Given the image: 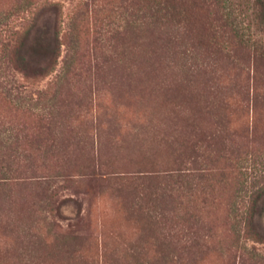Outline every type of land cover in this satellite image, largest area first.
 Returning a JSON list of instances; mask_svg holds the SVG:
<instances>
[{"label":"rangeland","instance_id":"1","mask_svg":"<svg viewBox=\"0 0 264 264\" xmlns=\"http://www.w3.org/2000/svg\"><path fill=\"white\" fill-rule=\"evenodd\" d=\"M137 1L0 0V264H264L257 6ZM51 3L57 64L25 74Z\"/></svg>","mask_w":264,"mask_h":264},{"label":"trees","instance_id":"2","mask_svg":"<svg viewBox=\"0 0 264 264\" xmlns=\"http://www.w3.org/2000/svg\"><path fill=\"white\" fill-rule=\"evenodd\" d=\"M200 0H193L196 3ZM216 2H224L225 0H214ZM145 2L149 4L151 11L161 16H184L186 11L185 3L182 0H138L137 3L140 6ZM144 3V4H143ZM257 6L258 20L264 26V0H254ZM141 4V5H140ZM49 9L54 12V17L51 21H47L45 24V30H42L37 34L33 40H30L31 30L36 25L35 21H32L23 31L18 33L16 43L12 48L13 61L16 67L25 74L31 75H45L52 71L57 64L59 56V36H58V11L57 3L48 4ZM148 6V5H147ZM264 195V182L250 197V204L246 216L243 218V225L245 232L254 233L255 239H262L261 234L255 230L254 215L259 212H255V208L259 207L258 200ZM264 239V237H263Z\"/></svg>","mask_w":264,"mask_h":264}]
</instances>
